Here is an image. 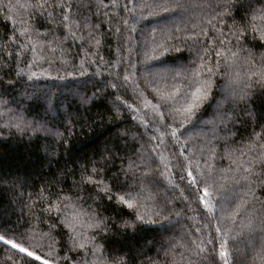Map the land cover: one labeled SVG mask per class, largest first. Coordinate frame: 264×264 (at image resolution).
I'll return each mask as SVG.
<instances>
[{"label":"trees","instance_id":"1","mask_svg":"<svg viewBox=\"0 0 264 264\" xmlns=\"http://www.w3.org/2000/svg\"><path fill=\"white\" fill-rule=\"evenodd\" d=\"M154 2L0 0V234L10 229L7 238L53 264H66L64 257L81 264L82 253L70 251V237L76 233L95 236V244L102 245L109 261L123 257L126 264H189L190 258L196 259L193 242L200 243L214 230L204 219L203 206L195 195H189L186 180L180 178L185 170L199 178L200 172L207 176L212 166L217 185H224L225 194L231 197L245 188L247 182L234 184L232 180L244 175L243 167L253 161L256 170L264 168L255 159L264 155L260 146L264 144V85L254 83L244 89L247 74L264 60V41L254 38L257 33L250 30L252 23L264 26V21L252 19L255 10L264 7V0H193L200 6L179 20L142 19L138 6ZM38 3L44 7H37ZM148 11L145 7L143 15ZM125 20L129 25L138 21L130 39H125ZM208 20L213 23L209 25ZM174 25L195 32L203 28L208 36L215 26L217 34L223 30L225 39L233 25H249L239 44L232 38L229 47L233 52L239 49L234 63L219 69L209 104L197 120L179 130L183 133L179 143L171 137L167 107L151 91L158 87L167 92L172 84L187 89L185 78L196 66L193 62L200 46L171 39L173 34L181 35ZM69 28L78 39L70 35ZM153 31L156 41L149 35ZM88 32L99 35L98 49L90 48L87 40L81 46ZM165 37L167 50L159 49L156 59L149 58L146 53L164 43ZM8 52L13 55L9 57ZM32 72L39 78L29 79ZM124 75L129 81H124ZM242 90L248 93L243 99ZM160 111L165 112L163 120ZM254 133H260L259 141ZM93 165L100 167L97 178L109 185L113 200L95 185L77 187L82 169L90 170ZM146 169H152L148 177L143 176ZM141 187L140 198L150 208L154 202L163 206L164 200L172 201V215L154 217L155 224L141 225L131 210L115 203V197ZM251 187L255 196L247 197L249 203L241 208L238 223H247L246 217L264 216V184L257 180ZM180 190L187 201L180 200ZM49 202L59 205V212L44 211ZM90 208L108 221L106 236L88 227ZM51 224L56 226L50 232ZM237 231L241 234L235 240L229 238V264H261L264 234ZM29 261L25 254L0 242V264ZM216 264L223 261L217 258Z\"/></svg>","mask_w":264,"mask_h":264},{"label":"snow or ice","instance_id":"2","mask_svg":"<svg viewBox=\"0 0 264 264\" xmlns=\"http://www.w3.org/2000/svg\"><path fill=\"white\" fill-rule=\"evenodd\" d=\"M23 6V5H21ZM37 7L43 8L44 4H37ZM198 3H193V0H155L153 4L141 5L138 6L141 8L142 16L141 18H164L170 21H176L183 17L185 13L190 12L193 8L199 7ZM124 8H128L130 12H135V8H129L128 4L123 5ZM148 8L146 16L143 15V9ZM253 20L259 19L264 21V7L256 9L255 13L252 16ZM64 21L68 20L67 16L63 17ZM125 27L128 28V36L125 39H130L131 35L136 32L134 21L132 25H129L128 21L124 22ZM207 23L211 25L212 20H208ZM80 27L79 23L76 25ZM67 27V25H66ZM175 27V25H174ZM250 30L253 33H257L258 38L261 41H264V26L258 27L256 24H250ZM117 33L120 32V29H116ZM249 31V25H244L241 27H236L233 25L230 28V34L227 39L223 36V30L220 29L219 34L215 32L212 36L204 31L203 28L199 32H195L192 29H186L182 27H175V32L181 33V35L176 36L173 34L171 39H180L182 42L192 41L194 44L199 45L197 56L198 59L193 62L195 67H192L186 80L188 82V88L182 90L176 84H172L170 91H163L161 89L152 88L151 91L158 96L160 104L167 107V114L170 117L171 123L168 127L172 128L171 137L175 138L176 142H180V138L183 135L179 130L184 128L187 123L197 120L198 113L201 110L205 109V105L209 104V101L212 96V88L214 84V77L221 67L229 68L234 63V58L238 55V51L233 52L231 45L232 38H235L237 44L241 40L245 39ZM70 35L73 38L76 37V33L71 31L69 28ZM21 36L24 33H20ZM150 38L153 41H156V33L153 31L149 34ZM205 37L207 39H205ZM167 37H165L164 43H157L155 47L152 48L151 53H146L151 59H156V53L159 49L167 50ZM87 40L88 46L92 49H98L101 40L99 35L94 32H88L87 37L81 39V46H83L84 41ZM203 41V43H201ZM17 46L20 47L17 41ZM35 51L34 48L30 49ZM51 51L55 53L57 49L55 47L51 48ZM7 55L11 57L12 52H8ZM101 60L103 57L100 58ZM223 62V63H222ZM251 63V59L249 60ZM95 63V61H91ZM81 70L83 69V64H81ZM83 74V71L82 73ZM248 75V81L244 84V89H249L253 84L264 85V60L260 62L258 68L253 67L250 70ZM36 77L35 72H32L29 75V79ZM37 79L39 77H36ZM255 78V79H253ZM124 81H129V76H123ZM247 92L242 90L241 99L247 96ZM160 104L157 107H160ZM161 120L165 116L164 111L158 113ZM226 118V117H225ZM18 130L21 129L20 124L14 125ZM25 127H32L31 125H25ZM256 140L259 141L260 133H254ZM264 148V144L260 145ZM156 151V149H152ZM180 155H183V152H180ZM255 159H258L262 165H264V155L258 156ZM243 167V166H241ZM152 169H146L143 172L144 177H148L151 174ZM186 175H182L180 178L186 180L187 186L189 188V195H195V198L199 205L203 206L204 209V219L206 222L211 225L213 232H208L205 234V237L200 243L193 242L195 247L192 249V257L196 258L195 260L189 259V264H216L217 258L223 261V264H229V238L235 240L238 235L241 234L237 229L246 230L250 236H254L257 232L264 234V216L259 218L255 217H246L247 223L240 221L238 223L237 217L240 216L241 208L245 207L249 200L247 197L255 196V189L251 187L253 183L257 180L260 183L264 184V168L256 170L255 163L250 161L247 167H243V176L233 177L234 184H240L241 181L247 182L245 188L242 190V194L239 192H234L233 196L229 197L225 194L224 185H217L215 178L212 176V166H209L208 175L206 176L204 172L199 173V178L196 175H193L192 170L186 169ZM100 173V167L93 165L91 169L88 168L82 169L81 180L77 184V187L81 185L92 184L95 185L100 192L105 193L108 200H113V195H110L111 188L108 184L104 182L103 179L97 178ZM127 174V173H125ZM124 187H130L125 185ZM174 187H176L174 185ZM144 189L141 187L139 191H127L125 195H119L115 197V203L120 205L122 209L126 208L131 210L134 215V221L138 222L141 225L146 224H155L156 220L154 217H170L174 211L173 207H170L172 201L164 200L163 206L159 202H154L155 207L150 208L146 199H141V194ZM43 198V197H42ZM57 199H60L58 193L56 195ZM148 200L152 197H148ZM188 196L184 195L183 190H180V200L187 201ZM238 201V202H237ZM49 208L44 209V211L51 212L53 209H56L59 212V205L52 204L51 202ZM127 213H122L125 215ZM88 222L87 225L89 228L96 230V235H107L109 230L108 221L100 216L99 212L96 209H89ZM214 222V223H213ZM61 224H64L65 221H60ZM128 227H135V223L127 224ZM55 224L49 225V231L55 227ZM68 226L73 233H76V228L73 224L68 223ZM124 225H119L118 227H123ZM3 227V226H0ZM10 229L6 230L4 234H0V242H3L5 245H11L13 249H17L20 253L26 255L30 258L29 264H34V262H40V264H53L49 259L42 258L41 255L37 254L34 251L29 250L28 248L23 247L21 244L16 243L13 239L7 238L8 232ZM83 237V238H82ZM73 248L70 251L77 250L81 255V264H126V261L123 257L116 258L112 261L106 259L102 252V245L95 244V236L85 237L84 233H76L70 237ZM237 248V253H239ZM91 255L92 259L89 260L88 257ZM66 264H76V262L71 257H64ZM261 264H264V256L260 257Z\"/></svg>","mask_w":264,"mask_h":264}]
</instances>
